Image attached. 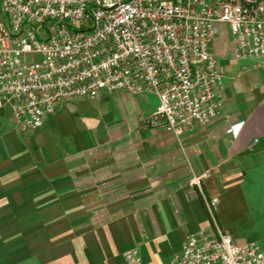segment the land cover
Listing matches in <instances>:
<instances>
[{
  "label": "crops",
  "instance_id": "obj_1",
  "mask_svg": "<svg viewBox=\"0 0 264 264\" xmlns=\"http://www.w3.org/2000/svg\"><path fill=\"white\" fill-rule=\"evenodd\" d=\"M233 48L223 27L221 115L180 138L154 117L153 92L61 101L26 134L0 101V264H126L132 249L159 264L216 226L264 252V58Z\"/></svg>",
  "mask_w": 264,
  "mask_h": 264
},
{
  "label": "built area",
  "instance_id": "obj_2",
  "mask_svg": "<svg viewBox=\"0 0 264 264\" xmlns=\"http://www.w3.org/2000/svg\"><path fill=\"white\" fill-rule=\"evenodd\" d=\"M0 14V101L12 102L22 134L43 128L61 101L124 91L155 93L154 117L180 138L221 115L225 83L212 44L223 27L235 60L264 58V0H0ZM124 259L143 264L137 249ZM159 264H264V252L216 226L188 235Z\"/></svg>",
  "mask_w": 264,
  "mask_h": 264
}]
</instances>
